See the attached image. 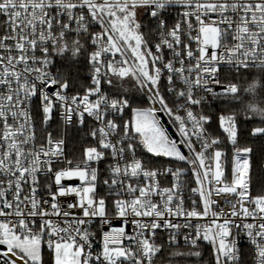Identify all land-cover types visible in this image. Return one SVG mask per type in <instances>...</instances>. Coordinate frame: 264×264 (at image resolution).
<instances>
[{"label": "snow or ice", "instance_id": "snow-or-ice-1", "mask_svg": "<svg viewBox=\"0 0 264 264\" xmlns=\"http://www.w3.org/2000/svg\"><path fill=\"white\" fill-rule=\"evenodd\" d=\"M84 54L92 83L70 96L65 74L51 68L56 57L75 66ZM224 66L237 77L242 69L264 68V0H0V264H44L45 247L51 264H154L165 251L200 257L201 240L212 246L214 264H240L233 228L253 246L252 264H264V194H251L252 149L239 146L236 113H221L219 127L233 146L229 159L204 112L209 96L244 103L248 118L264 125V105L255 100L264 85L226 82ZM113 77L134 80L152 106L124 121L130 100L102 91ZM244 94L253 99L245 102ZM54 110L64 125L60 138L50 130ZM157 110L172 119L179 141L160 126ZM85 114L94 122L93 143L70 159L67 129L83 128ZM251 135L264 136V126ZM141 147L190 165L196 184L190 192L199 201L185 207V169L154 167L138 158ZM161 176L172 177L170 187ZM72 179L79 185L63 183ZM70 195L77 199L66 210L60 198ZM213 195L230 207L213 210L219 203ZM110 213L125 226L131 218L133 231H103L94 254L90 225L97 217L109 224ZM209 217L207 224L191 222ZM158 230L167 234L160 242Z\"/></svg>", "mask_w": 264, "mask_h": 264}, {"label": "trees", "instance_id": "trees-1", "mask_svg": "<svg viewBox=\"0 0 264 264\" xmlns=\"http://www.w3.org/2000/svg\"><path fill=\"white\" fill-rule=\"evenodd\" d=\"M58 69L65 74V78L69 81V95H75L77 93L82 94L85 92L88 86V82L85 78V74L88 71L86 54L79 57V62L75 64V66H69L62 58L56 57L53 65V73L56 74ZM224 80L226 82L231 80V82L238 83L242 88L257 80L261 85H264V71L243 70L240 72L239 77H237L236 72L227 70L224 72ZM113 81L114 85L108 88V92H110L112 96L123 95L128 98L130 100L131 109L137 107L142 108L145 106L146 100L144 94L135 84L134 80L127 78L124 81ZM244 99L245 102H247L253 98L250 95L244 94ZM208 100L210 101V104L204 108V112L212 116V121L207 127L213 135L220 137V148L225 151L229 159L232 157L233 146L227 141L226 134L220 129L218 116L221 113H236L239 146H247L252 149L251 194L254 196L264 194V136L251 135V130L254 127L264 126L261 124L260 118H248L250 114L245 112L244 103H229L227 101L213 100L210 96L208 97ZM255 100L256 102L264 105V88L258 89V95ZM130 113H132L131 110H129L128 115H130ZM68 141L70 150L69 155L72 157H78L80 149H83L84 146L90 144L86 140L85 130L77 127H70L68 129ZM137 153L139 158L151 162V165L154 167L168 162V160L162 156L156 157L147 153L144 149H142V147L137 150ZM160 241V239H157V242ZM180 250L186 252L189 249L182 245ZM195 250H199L201 252L200 257H171L168 251H165L163 256H158L154 259V264H214L211 246L199 245L198 249ZM43 258L44 264H51V254L45 249L43 251ZM241 264H250V259L246 257L242 258Z\"/></svg>", "mask_w": 264, "mask_h": 264}, {"label": "built area", "instance_id": "built-area-1", "mask_svg": "<svg viewBox=\"0 0 264 264\" xmlns=\"http://www.w3.org/2000/svg\"><path fill=\"white\" fill-rule=\"evenodd\" d=\"M146 19L147 18L145 17V20ZM173 22L174 21L170 17L169 18V23L171 24ZM170 58H171V54L168 53L167 50H165V59H170ZM227 70L228 71H234V70H232V69H230V68H228L226 66L222 67L221 70H220V72H221L220 78L222 80H224V72L227 71ZM243 70H263L264 71V68L252 67V68H249V69H242L241 71H243ZM51 71L53 72V66L51 68ZM91 75H92L91 68H90V65L88 64V71L85 74V78H86V80L88 82V86L91 85V83H92ZM113 80H118V79L113 77ZM166 83H167L166 79H164L162 77V79H161V91L164 92L166 97L169 99V101H171L172 97L167 94L166 89H165ZM110 87L111 86H109L106 83L102 84V91L106 92L110 97H112L110 92H108V88H110ZM48 91L49 92H53V91H55V89L54 88H49ZM142 93L144 94V97H145V100H146L145 106L147 108L151 107L152 105H151V102L149 101L148 97L145 95V93L143 91H142ZM81 95H83V93ZM93 99H94V97H93ZM33 102H34V107H38L39 104H40V101H39L38 97H34L33 98ZM170 106H171V103H170ZM155 107L157 109H159V105H155ZM137 108L131 109L130 106L128 108H126L124 110V112L121 114L122 119L124 121H131L129 116H128L129 110L134 111ZM197 110L199 111V109H197ZM155 115H156V118L160 122V126L163 128V130L166 132V134L171 139L179 141L181 139V137L179 136V133L177 131V127L173 123L172 119L168 116V114L166 112H161V111L157 110ZM74 120H75V117H74ZM93 123L94 122L92 121V119L90 117H88L87 114H85V124H84L83 128H80V127L76 126L75 124L70 126V127H77V128L85 130L86 140L89 143H93L91 137L88 135V131L93 126ZM49 125H50V130L53 132V135L56 138H60L61 136H64V134H65L64 125H63V122L60 119L58 111L54 110L53 119L49 122ZM70 127H68V129ZM167 128H169L171 133L169 132V130ZM68 129H67V134L65 136L66 152H67V154H68L70 159L71 158H78L80 156V153H81L82 149H80V151L78 152L79 153L78 157H72V156L69 155L70 154V150H69V141H68ZM84 147H86V146H84ZM181 151H183L185 154H188L187 153V148L184 147L183 145H181ZM167 160H168V162H165V163L161 164L160 166H157V168L164 169V168H167V167H173V168L182 167V168L185 169L184 175L181 177L182 181L184 182V186H185L184 187V192H185V196L187 198L186 199V203H185V207H188L190 205L191 200H193V199L199 201L198 194L190 192V188L196 187L194 177L192 176V173L190 171L191 166L190 165H185V164H183V162L171 161L170 159H167ZM105 166H106L105 162H101L100 168L102 170L105 168ZM225 174H226V177H228V179L230 180V178H231V169H230V167L226 169V173ZM40 179H41V183H43L44 182V177L41 176ZM159 179H160L161 185L163 187H170L172 182H173L171 176H161ZM63 183L65 185L75 186V185H79L80 181L77 180V179H72V180H65ZM45 198H47V197H45ZM76 199L77 198L74 195H70V196H67V197H61L60 198V200L62 201V204H63V206H64V208L66 210H67V204L75 202ZM213 199L219 201L218 204L213 206V210H219L220 207H223L225 210H227L230 207V205L225 203V197H223V196L217 197V196L213 195ZM76 211H78V210H76ZM54 219H56V218L54 217ZM108 219L110 221L109 224H101L100 218L97 217V218H95L92 221V223L90 225V230L93 231L96 234L95 235V239L93 241V246H92V250H93L94 254L98 253L101 250V247H102V232L103 231H109L111 228H114V227L118 228V227H121V226H125L124 225V221L121 218H117L114 215H112L111 213L109 214ZM210 219H211L210 217L209 218H205V219H193L191 222L194 225L195 224H207V223L210 222ZM177 222L183 224L185 221L183 219H178ZM239 222L240 221H237V223H239ZM246 222L252 223L253 221L251 219H248ZM125 227H126V231L127 232L131 233L133 231V225L131 223V218H129V223ZM232 231H233V234L236 236L237 244H238V247L240 249V264H241L242 258H244V257L249 258L250 259V264H252L254 249H253V246L251 245L250 241L248 240V238L246 237V235L244 234L243 231H240L239 234H237L235 228H233ZM166 236H167L166 233L160 232L158 230L157 239H160V240L161 239H166ZM125 243H127V241H125ZM198 245L211 246L209 243H207V242H205L203 240L199 241ZM45 250L47 252H49L46 247H45Z\"/></svg>", "mask_w": 264, "mask_h": 264}, {"label": "rangeland", "instance_id": "rangeland-1", "mask_svg": "<svg viewBox=\"0 0 264 264\" xmlns=\"http://www.w3.org/2000/svg\"><path fill=\"white\" fill-rule=\"evenodd\" d=\"M141 108V107H140ZM142 108H147L146 106L142 107ZM130 120L132 121L134 119V111H132V113H130V115H128ZM143 149V148H142ZM146 151V150H145ZM147 152V151H146ZM150 154V153H149ZM152 155V154H151ZM163 157V156H162ZM164 158H167V157H164ZM169 159V158H167Z\"/></svg>", "mask_w": 264, "mask_h": 264}, {"label": "water", "instance_id": "water-1", "mask_svg": "<svg viewBox=\"0 0 264 264\" xmlns=\"http://www.w3.org/2000/svg\"><path fill=\"white\" fill-rule=\"evenodd\" d=\"M169 130V128H167ZM169 132L171 133V131L169 130ZM172 135V134H171ZM0 250H4V246H0Z\"/></svg>", "mask_w": 264, "mask_h": 264}]
</instances>
